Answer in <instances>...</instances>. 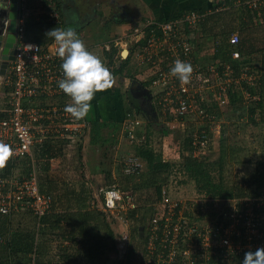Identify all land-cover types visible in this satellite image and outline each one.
Instances as JSON below:
<instances>
[{"label": "built area", "instance_id": "2783aa9c", "mask_svg": "<svg viewBox=\"0 0 264 264\" xmlns=\"http://www.w3.org/2000/svg\"><path fill=\"white\" fill-rule=\"evenodd\" d=\"M243 1L249 7L264 12V0ZM18 8L16 48L9 70L4 75L5 86L0 91L8 96L0 108V141L11 147L10 160L28 158L31 169L23 174H0V215L30 210L40 226L42 216L51 210L54 196L40 188L36 167L38 149L50 142L55 148H61L57 151L61 159L68 157L71 150L83 142L84 133L90 129L91 124L88 115L77 120L65 112L66 105L72 101L58 86V81L64 78L58 44L54 38L46 43L26 39L25 25L31 13L27 10L26 0H19ZM201 14L193 10L168 20L147 19L145 23L133 27L129 38L140 49L142 63L151 68L150 80L141 79L142 83L155 89L152 95L158 107L172 116L174 121L192 113L201 118L206 114L205 108L198 105L197 99H206L204 92L207 90V65L200 66L194 55L192 38L180 30L181 22L195 23L201 19ZM49 15L53 22H61L57 9H51ZM143 40L146 42L142 43ZM229 41L237 43L238 33L232 32ZM114 45L119 48L120 41L116 40ZM106 46L110 48L108 44ZM233 55L238 56L239 52L235 51ZM177 59L193 65L194 71L188 84H182L177 77L170 75ZM226 67L230 69L229 65ZM224 89L222 87L220 97L225 96ZM215 119V116L211 119L212 131ZM140 123L141 120L135 113L127 112L126 129L131 141L144 139L137 137L135 124ZM205 128L197 126V130L192 133L191 146L195 155L208 144L210 134ZM124 164L126 172H134L142 166L135 156H129ZM255 200L256 198L246 202L247 210L250 211L247 213H250L248 219L253 221L255 215L251 208ZM159 201L147 224L143 264H207V257L210 255L208 251L214 252L215 247L223 248L222 260H232L234 255L240 256L244 249L251 248L252 234L258 233L257 222L248 224L249 242L245 246L233 237V233L237 234V227L233 229L223 225L218 230H211L205 224L200 225L196 204L183 206V200L171 198L166 189H162ZM136 207L137 197L132 189L111 185L103 190L100 204L103 211L112 214L126 213ZM233 215L241 214L235 212ZM256 244L259 246L258 242ZM262 244L263 242L260 247ZM36 250L35 248L33 252V260L38 256ZM58 256L57 252L55 257Z\"/></svg>", "mask_w": 264, "mask_h": 264}, {"label": "rangeland", "instance_id": "374dc122", "mask_svg": "<svg viewBox=\"0 0 264 264\" xmlns=\"http://www.w3.org/2000/svg\"><path fill=\"white\" fill-rule=\"evenodd\" d=\"M209 1H211L210 4L213 5L218 0ZM100 2V8L104 3L109 6V2L107 0H100ZM236 3H238L237 0L232 2L234 5ZM131 5L135 8L137 7L135 11L140 13L138 18L133 21L134 23L143 24L147 19H152L155 17L152 11L149 9V5L147 3L142 2V4L137 6L135 2H132ZM176 5V3L171 4L172 11L174 12H172L171 16H174L177 13L178 7H176ZM92 6H94V4H92ZM108 6L105 9V16L102 17V23H105V21L114 13V9L110 10ZM222 6L223 5H220V7ZM236 9L239 10V7H235L233 10H230V12H235ZM101 13H103V11ZM35 15L39 14L36 12ZM232 16H235V13H228V15L223 14L221 21L223 25L220 27L216 26L214 28L215 31L220 33L224 28V25L229 24L226 22L230 21L233 18ZM203 17V14H201V19L197 22L195 21V23L192 21V23L188 22V24L181 22L182 28H180V30L182 29L184 34L192 38L194 53H196L195 57L197 56L196 58H199L198 60L200 61V66L202 67L207 64L208 82L207 90L204 92L205 98L207 97L209 102L213 100L212 103L217 101L219 106V108L216 110V113L220 115L215 119V128L211 134V148H208V150L205 151L207 153L206 155L201 154L202 159L214 162L219 160L221 155H224L226 158V163L224 164L223 174L226 178L227 184L230 186L234 184V181L242 174L253 170L256 166L257 160L262 158L261 154L264 152V122H252L249 118L248 112V108L256 105L257 99L251 95H248V93L245 91V87L242 84V78L248 80H253L255 78L253 73H249L248 70L246 73H243L245 66H249L250 63L259 65V60L254 58L252 60L251 55H233L234 57L238 58L240 74H234L233 76V73L230 71L231 68L226 69L227 65L225 66L226 70L224 71V74H222L221 70L216 69V64L220 63V59H214L213 57L214 46L215 43H218V41H215L213 36L207 35L203 31L202 24L205 19V17ZM64 22L66 21L64 20ZM230 23L233 24H230L232 27L237 26L238 18L236 20L233 18ZM133 27L134 26L125 29L123 33H117L115 35V39L113 38V40L99 41L92 45V48L89 49L103 61V63L110 69L112 73L114 72L113 70L115 63L119 65V61L124 59L122 55L124 49L129 50L128 54H130L131 50L133 51L130 57L129 65L122 73H117L114 75V83L112 87L109 88L110 90L108 89L110 99H112L114 106V110L111 111L113 113V117L112 119L110 118V122L112 128L114 127V130L116 129V131H114L115 134L111 135L113 136L112 141L108 143L107 140H105L101 145L100 138L92 141L90 139V126V129L84 133L82 150L78 151L76 147L71 150L68 157L54 160L55 167L51 172L56 177L57 174L62 172L64 177H67V179H69L71 182L70 186L73 189H76V191H81L82 189L86 190L87 200L89 199L88 203L90 208L94 211L100 208L102 199L101 192L108 186L116 185L121 188L125 187L124 189H132L136 191L137 206H140L136 214L138 219H136V217L131 218L129 216V212H116V214L106 212L107 220L110 222L114 231V243L111 240L112 238L107 236L108 230L102 227V219L100 217V219L98 217L92 219V224H96L94 231L100 232L101 235L105 237L103 240L104 244H98L96 246V250H99L97 251L99 254L97 260L98 262L99 260H101L103 263L106 262V264H116V262L120 260H123L122 262L124 263L127 247L131 243L136 244L138 250L144 246L147 229L145 224L152 216L156 205L160 202V199L157 198L158 196L156 194L154 185L149 182L145 175L143 176L141 172L136 174H126L123 170L124 161L129 156H134L136 154L137 147L136 143L127 137V112H133L135 113L136 117L138 116V118L141 120V123L135 124L136 130L140 129L145 133L149 132V135H147L150 143L156 150H161L162 156L165 159L169 158L170 160H179L180 154H186L189 152L186 145L187 136L192 133L194 134V132L197 130L193 128L197 126L200 127L205 123V118L200 117L197 119L196 116H187L174 121L170 119L169 114H166L160 110L152 95L154 94L155 89L152 90L148 84L142 83V80L144 79L150 80L151 68L142 63L139 53L140 49L138 48L137 44L131 43L129 41L130 35L133 33ZM233 32H238V30L235 29ZM255 34L263 38L259 40H264V22H262L261 28H259ZM116 40L120 41V45L119 48L117 47L115 57L112 58L113 61H110V57L107 56V51H109L110 48L114 46L113 44H116ZM107 44L110 46V48H107ZM255 55H257V53ZM137 82H140L143 88H148L149 91L147 92V96H151V107L148 103V108L144 109L142 105L139 104L137 96L131 93V91L135 89L132 87V84L135 83L138 85ZM145 83H147V81ZM233 84L235 88L239 90V92L243 93V96L231 106L229 105V97L227 98V94H225V96L223 95L222 97H220V94L222 93V87H225L224 92L227 93L229 87ZM117 93H120L123 99V107H121L119 104L116 105V102L118 103L120 97ZM7 99V94L0 92V108L3 107ZM134 104H139L141 107L137 105L139 107L138 108ZM148 109H151L152 112H148ZM114 120L116 122H114ZM118 123H121V127L116 128L119 125ZM90 124L92 123L90 122ZM109 129L110 127H105L103 129V136H110L107 135V133L111 131H109ZM96 144H99L100 148H98ZM33 150H35V148ZM139 161L142 163L141 167L144 170L146 168L145 161L143 159H140ZM36 167L39 177L44 179L45 172L43 169H41V167H39L38 162L36 163ZM179 170L180 168L177 164H174L170 169V175L166 180L169 185L168 195L176 200L182 199L183 206H185L184 204H187L188 206L192 205L191 203L196 204V209L199 210L198 218H200L198 223L200 225L205 224L207 228L211 230H218L217 228L224 225L225 218H222V209H225V206L228 208H233V213L236 212L241 215H231V219L228 221V226L233 229L237 227V234H240L238 236V241L246 246L249 241L248 224H251L254 221L248 219L249 215L244 209L246 207L245 202L242 206L240 203L241 200H238V198H220L206 192H200L196 188L194 181L192 179H188V175L183 172V170L181 172ZM15 172L21 173L22 170H16ZM213 174L218 178L219 173L217 170H214ZM125 178L129 179L128 183H124L122 181ZM160 178L161 176L159 177L158 181L161 180ZM60 179L59 181H62V179ZM62 198L63 200L68 199V197H65V195L62 196ZM73 201L75 202V200ZM243 210L244 214L242 215ZM223 214V216H227L226 213ZM142 215L144 216V223L141 219ZM7 216L10 218L8 226L10 229L35 230L36 233L38 231L37 241H40L41 237L42 249L44 251L52 249L51 253L49 254H51L50 256L55 257V254L58 252L57 241H53L54 243L52 247H47L46 238L48 235L52 234L50 233V228L45 226L43 223L41 226H38V219L32 214L30 210L24 209L19 212L11 213ZM3 218L5 217L0 216V221L3 220ZM255 218L257 219L256 216ZM43 225L44 228H42ZM137 226L139 232L138 234L137 231H134L133 229ZM140 226H144L143 236L140 235ZM241 228H244V233L242 232ZM3 236H8V233L6 232ZM3 244L4 243H1L0 241V255L3 254ZM64 244H71L70 240H64ZM0 262V264H7V260L4 259H1ZM12 264L17 263L12 261Z\"/></svg>", "mask_w": 264, "mask_h": 264}, {"label": "trees", "instance_id": "16d2710c", "mask_svg": "<svg viewBox=\"0 0 264 264\" xmlns=\"http://www.w3.org/2000/svg\"><path fill=\"white\" fill-rule=\"evenodd\" d=\"M234 1L235 0H218L213 5L204 2L203 4H201L200 7L184 8L180 10L175 16L161 17L160 19L168 20L169 18L182 16L183 14L193 10L198 11L199 13H204L207 11L202 27L203 31L207 35L213 36L215 41H218V43H215L214 46L213 57L214 59H220V63L216 64V66L218 67H216V69L221 70L222 74H224V71L226 70V65H229V68L232 69L231 73H233V76L234 74H240L238 58L233 56V52L235 51L239 52V54L241 55H251L252 60L253 58L259 60V65L250 63L249 66H245L243 73H246L248 70L249 73H253L255 78L253 80L242 78V84L245 87V91L248 93V95H251L252 97L257 99L256 105L248 108L249 118L254 123H260L264 122V40H259L263 38L256 35L255 32L259 28H261V24L262 22H264V12L263 10H258L249 7L248 4L243 0H237L238 3H236L235 6L234 4H232V2ZM26 4L27 10L31 13V16L28 17V20L26 21L25 25L26 39L33 40L39 43H46L53 39L46 35L49 30L55 27H68L67 23L64 22L62 16L64 11L63 0H26ZM220 5L223 6L220 7ZM235 7H239V10L236 9L235 12H230V10H233ZM53 8L57 9L60 12V23L53 22L49 18V11ZM36 12L40 15H35ZM228 13H235V16L232 17L235 20L238 18L237 26H230V22L233 19L232 18L230 21L226 22L229 24L224 25V28L221 30L220 33L215 31L214 28L216 26L220 27L223 25L221 23L223 14L228 15ZM100 14L102 13L100 12ZM235 29L238 30L237 33L239 35V41L235 44H232L229 41V36L231 32H233ZM145 42L146 40L142 41V43ZM116 52L117 47L115 45L111 47L109 51H107V56L110 57V61H113L112 58L115 57ZM132 52L133 51L131 50L130 54H128L121 61V64L118 65L117 63H115L113 70L114 72L112 73L113 76L117 73H122L124 69L129 65ZM256 53L257 55H255ZM195 54L196 53H194V55ZM198 59L199 58H196L197 62L200 64V61ZM117 94L118 96H120L118 104L123 107V99L120 93ZM226 94L227 98L229 97L228 102L231 106L240 97L243 96V93L239 92V90L235 88L234 84L229 87V90ZM197 100L199 101L198 105L200 107H204L206 110V114L203 115V118H205V123L202 124V126H200L199 128L206 127L205 129L210 134L208 144L205 146L204 149H200L198 155H195L193 153V147L191 146L192 134L188 135L186 139V145L188 147L189 152L186 154H180L179 160H170L169 158L165 159L162 156L161 150L158 151L153 147V145L148 139L149 132L145 133L142 130L137 129V137H144V139L142 141L133 140L137 145L136 154L134 156L137 157L139 160L143 159L146 163V168L143 170L142 167H139L134 172H126L125 168L123 170L126 174H136L141 172L143 176L145 175L149 182L154 185L158 199L162 197V189H166L169 193V185L166 180L168 179V176L170 175V169L174 164H177L179 166L180 172L183 170V172L188 175V179H192L194 181L196 188L200 192H206L208 194H212L220 198H238V200H241L240 203L242 206L244 202L246 204V202H249L252 199L256 198V200L253 201L251 209L252 213L257 217V219H254V222H257L258 233L252 234L253 240L251 248L244 249L240 256L234 255L232 260L227 261L221 259L223 248L215 247L214 252H211V250L208 251V254L210 255H208L207 257V264H243L244 255L247 251H255L257 248H261V242H263L262 247H264V152L261 154L262 158L257 160L256 166L253 170H250V172L248 173L242 174L239 178L234 181V184L229 186L223 174L224 164L226 163V158L224 157V155H221L220 159L214 162L202 159V155L207 154L205 151L208 150V148H211V134L213 132L211 130V119L213 116L217 118L220 115L216 113V110L219 108L218 102L214 101V103H212L213 100L209 102L207 100V97L204 100ZM135 106L138 107L137 105ZM189 116L196 115L192 113L191 115H188V117ZM199 118L200 117H197V119ZM170 119L172 120V116H170ZM107 121L110 122L111 120ZM108 122L105 123L107 124ZM101 125H104V122H102ZM99 127L100 126L96 127V123H94V125L91 124L90 136L92 141L97 138H100L101 145L105 140H107L108 136H103L102 132L98 131ZM118 127H121V124H119L116 128ZM114 131H116V129ZM110 137L113 139V136ZM82 144L83 142L77 147L78 151L82 150ZM59 149L61 148H55L50 142H46L43 144V146L38 149L37 152L39 167H41L44 172H48L47 175H49L50 177V173L52 172L51 170L49 171L50 164L48 162H44L43 159H45L46 157V160H49L51 157L60 154L57 153ZM20 169L22 170L21 174H23L24 172H28L31 169V162L28 158L18 160L9 159L6 166L0 168V174L11 175L16 170ZM214 170L218 171V178L213 174ZM160 176L161 180L158 181ZM50 180L54 181L53 179ZM39 181L41 190L46 191L41 183L42 180L40 177ZM62 181L63 183L65 182L66 184H68L66 185L67 187L65 189L67 193L61 194L60 197L55 196L54 202L57 198V201H62V196L65 195V197H68L67 200L68 203H70L69 205H72V203L74 202L73 200H75L74 203H76L77 209H68L63 212L52 211L51 213L50 210L41 218V224L43 223L45 224V226H48L51 231L49 232L52 233L46 238L47 247H52L54 243L53 241L56 240L58 247L57 251L59 253L58 258L50 256L51 254L49 253H51L52 249L48 251H44L42 249L41 237L40 241H37L38 231L36 233L35 230L10 229L8 227L10 218L7 216L10 214L0 215L5 217L3 218V220L0 221V241H4V248L2 249V252H4V256L6 257L5 259L9 260L10 264H12V261H15L17 264H32L33 261L35 262V264H106V262L103 263L101 262V260H99L98 262L97 259L99 257V254L97 251L99 250H96V246L98 244H104L103 240L105 237H103L100 232L94 231V227H96V224H92V219L100 217L103 221L102 227L108 230L107 236L111 237V240L114 243V231L111 227L110 222L107 220L106 212L103 211L101 208L96 209V211L90 208V205L88 203L89 199L87 200L86 190L82 189L81 191H76V189H73L69 185V181L65 179H62ZM122 181L124 183H128L129 179L125 178ZM103 190L101 192V198H103ZM246 207L244 209L248 213V207ZM139 208L140 206L138 205L136 208L128 210L127 212H129V216L131 218H135ZM224 208L225 209H222V218H225L224 225L226 226L228 225V221L231 219L230 216L232 215L234 210L233 208H228L226 206ZM155 210L156 209L154 208L153 214L155 213ZM223 213H226L227 216H223ZM243 214L244 210L242 215ZM48 219H54L53 225L46 224ZM136 219H138V217H136ZM141 219L144 223L145 220H143V215L141 216ZM147 222H149V219L147 220ZM147 222L145 224L146 226ZM42 228H44V225L42 226ZM133 229L134 231H137V234L139 233L138 226L134 227ZM241 230L244 233V228H241ZM6 232L8 233V238H1ZM238 236V234L233 233L235 241H238ZM64 240H70L71 244H64ZM256 242H258L259 246L256 244ZM35 248L37 249L36 251L38 252V256L33 260V252L35 251ZM143 254L144 246H142V248L138 250L137 245L131 243L127 247L124 263L122 262L123 260H120L117 261L116 264H143Z\"/></svg>", "mask_w": 264, "mask_h": 264}, {"label": "crops", "instance_id": "0c3cea01", "mask_svg": "<svg viewBox=\"0 0 264 264\" xmlns=\"http://www.w3.org/2000/svg\"><path fill=\"white\" fill-rule=\"evenodd\" d=\"M109 2V6L104 3L102 7H99V4L101 3L100 0H63L64 2V11H63V19L67 23V28L71 27L75 29L76 33L79 35L80 39H82L87 48H92L91 46L95 43L103 40H113L115 39V35L117 33H123L125 29L137 25L133 21L138 18L140 13H137L135 11L134 6L131 5L132 2H135L138 6L139 4H142V2H145L149 5V9L152 11L153 15L156 18L161 17H168L172 15V3H176L177 13L184 8L189 7H200L201 4L205 3H211L209 0H107ZM94 4V6H92ZM108 8L114 9V13L110 18H108L105 23H102V17L105 16V9ZM124 10L127 14H129V17H125L119 13V11ZM100 14V12H102ZM143 11V9H142ZM174 13V12H173ZM206 12L202 13L203 16H206ZM174 15V16H175ZM154 17V18H155ZM203 17V18H204ZM84 19V20H83ZM124 37V36H123ZM98 40V41H96ZM110 90V89H109ZM118 103L116 102V105ZM91 111L88 114V119L90 122L94 125L96 123V127L100 126L98 131H101L103 133V129L105 127H110L109 133L107 135L114 134V127L112 128L111 122H108L106 119H112L113 113L111 111L114 110L113 101L110 99L109 91L108 89L102 92H97L95 95V98L91 101ZM108 115V116H107ZM110 119V120H111ZM102 122H104V125H101ZM105 122H108L107 124ZM116 122V121H114ZM101 123V124H100ZM99 124V125H98ZM121 124V123H120ZM98 125V126H97ZM100 134V133H99ZM108 136L107 142L110 143L112 141V138ZM111 138V139H110ZM91 139V136H90ZM101 140V139H100ZM93 144V143H92ZM98 148H100L99 144H96ZM58 153V152H57ZM61 159L58 155H55L54 157H51L49 160H44V162H48L50 164V169H54V160ZM102 159V158H100ZM125 166V164H124ZM125 168V167H124ZM48 172H45L44 179L41 178V183L45 190L47 192H50L54 196H59L61 194H66L65 191L66 185L62 181H59V179H64V174L60 172V174H57V177L50 173L51 177L47 175ZM48 176V178H47ZM50 179H53L54 181H51ZM60 179V180H61ZM50 180V183H49ZM65 180L69 181L67 177ZM71 182L69 181V185ZM67 199H64L60 202H53V205L51 207V211L54 212H63L68 209H77L76 203H72V205H69ZM51 218V216H50ZM55 219V218H54ZM54 219H48L46 222L47 225H53ZM1 238H8V236H3ZM4 241H1L3 243ZM52 257V256H51ZM6 257L3 254L0 255V260L5 259ZM1 263V262H0ZM7 264H10L9 260L6 262Z\"/></svg>", "mask_w": 264, "mask_h": 264}, {"label": "clouds", "instance_id": "9594fccd", "mask_svg": "<svg viewBox=\"0 0 264 264\" xmlns=\"http://www.w3.org/2000/svg\"><path fill=\"white\" fill-rule=\"evenodd\" d=\"M46 35L58 44V56L62 60L64 78L58 81V86L72 101L66 105L65 112L77 120L84 119L91 111V101L96 93L111 88L114 76L103 61L87 48L75 29L55 27ZM193 71L190 62L177 59L170 75L177 77L182 84H188ZM11 155V147L0 141V168L6 166ZM243 264H264V247L247 251Z\"/></svg>", "mask_w": 264, "mask_h": 264}, {"label": "flooded vegetation", "instance_id": "af4514ba", "mask_svg": "<svg viewBox=\"0 0 264 264\" xmlns=\"http://www.w3.org/2000/svg\"><path fill=\"white\" fill-rule=\"evenodd\" d=\"M0 32L2 33V39H1V46H0V64L3 61H6L7 65L5 68L4 73H0V91L5 86V80L4 75L8 72L11 59L13 57V53L15 52L16 43H17V23H15V30H11L12 28V19L10 13L14 10H17V18L18 20V13H19V0H1L0 1ZM119 13L125 17H129V14H127L124 10L119 11ZM84 20V19H83ZM4 49H7V51H4ZM133 89L131 93L135 96H137L139 100V104L142 105L144 109L148 108V98L142 93V90L137 88L135 84H132ZM137 104V105H139ZM139 105V106H140ZM141 107V106H140Z\"/></svg>", "mask_w": 264, "mask_h": 264}, {"label": "water", "instance_id": "95a60500", "mask_svg": "<svg viewBox=\"0 0 264 264\" xmlns=\"http://www.w3.org/2000/svg\"><path fill=\"white\" fill-rule=\"evenodd\" d=\"M0 4H1V2H0ZM10 15H11V19H12V28H11V30H15L16 27L14 25H15V23H17V21H16V18H17V10L16 11L14 10L13 12H11ZM1 34L2 33L0 32V46H1V39H2V35ZM4 51H7V49H4ZM128 52H129L128 49H124V52L122 54L124 58L127 56ZM121 61H119V64H121ZM6 63H7L6 61H3L0 64V73H4L5 72V68H6V65H7ZM137 83H138V85L135 84V83L134 84L137 86V88H139L140 90H142V93L145 96H147V92L149 91L148 88H143L142 85L140 84V82H137ZM150 95H151V93H150ZM148 103H149V105L151 104V96L148 97ZM150 107H151V105H150ZM148 112L151 113L152 112L151 109H148ZM139 229H140V235L143 236L144 226H140Z\"/></svg>", "mask_w": 264, "mask_h": 264}]
</instances>
